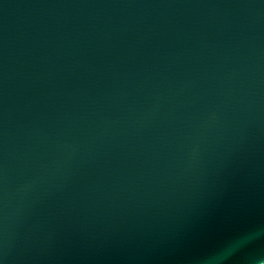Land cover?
Returning <instances> with one entry per match:
<instances>
[{
  "label": "water",
  "instance_id": "1",
  "mask_svg": "<svg viewBox=\"0 0 264 264\" xmlns=\"http://www.w3.org/2000/svg\"><path fill=\"white\" fill-rule=\"evenodd\" d=\"M261 227L264 0H0V264H224Z\"/></svg>",
  "mask_w": 264,
  "mask_h": 264
},
{
  "label": "clouds",
  "instance_id": "2",
  "mask_svg": "<svg viewBox=\"0 0 264 264\" xmlns=\"http://www.w3.org/2000/svg\"><path fill=\"white\" fill-rule=\"evenodd\" d=\"M239 254V264H264V227L253 230L243 237L242 244L227 246L222 252L225 264Z\"/></svg>",
  "mask_w": 264,
  "mask_h": 264
}]
</instances>
